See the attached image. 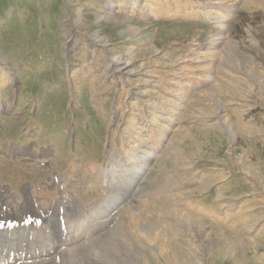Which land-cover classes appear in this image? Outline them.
<instances>
[{"label": "rangeland", "instance_id": "1", "mask_svg": "<svg viewBox=\"0 0 264 264\" xmlns=\"http://www.w3.org/2000/svg\"><path fill=\"white\" fill-rule=\"evenodd\" d=\"M83 211L53 264H264V0H0V217Z\"/></svg>", "mask_w": 264, "mask_h": 264}, {"label": "bare ground", "instance_id": "2", "mask_svg": "<svg viewBox=\"0 0 264 264\" xmlns=\"http://www.w3.org/2000/svg\"><path fill=\"white\" fill-rule=\"evenodd\" d=\"M118 66L121 69L125 68V64L123 66L122 65H118ZM141 173H142V171H139L138 174L140 175ZM139 175H136L135 178H132L131 180L128 181L127 189L124 192H121V194H116L115 199L117 198V200H116L117 202H120L121 199H123L124 197H127L129 195V190L131 189V187H133V185L136 184L135 182H136L137 178L141 177V175L140 176ZM114 192L116 193L118 191L114 190ZM117 195H118V197H117ZM26 199H25V201H26ZM119 199H120V201H119ZM109 201H108L107 205H105L104 203L102 205H100L98 207V210L100 212L103 211L106 213L112 211L117 203L111 202L112 201L111 199H109ZM59 207H60V205H59ZM98 210H96V213ZM8 213H10V212H8ZM80 214L81 215H79L76 219H74V221H72L70 224H69L68 219L65 222L63 221L64 222L63 228L65 231L64 233L66 234L63 237V239L62 238L60 240L53 239L50 243L47 242L46 240H45L46 243L43 240H37L35 243H33V240H32L33 258H31V251H30V250H32L31 248H28V250H27L26 248H23V246H21V247L18 246V244H16V242L20 241L21 238L24 236L23 243L24 244L30 243L32 237L37 234L36 229H31V231H29V230L23 231V230H21V227H19L18 225H16V226L11 225L9 223L7 217H0V264H19L20 261L18 259H12L10 261L5 259L7 254H16L19 252V250L21 251V255L24 253L23 254L24 259H22L21 264H51V263L53 264V262L54 261L56 262L58 259L55 256L58 253V251L61 254L64 253L63 249H65L66 242H67V240H69V238L72 237L73 232L76 231L80 227V225H82V222L85 221L87 219V217L88 218L92 217V215H91L92 213L89 216V213H87V211L86 212L83 211ZM2 215L4 216L5 214L0 212V216H2ZM39 216H41V215H39ZM41 217H43V216H41ZM15 230L19 231L18 234L12 235V233ZM41 232H42L43 236H46V235L48 236V234L50 233V231H48L45 228ZM41 232H40V235H41ZM90 233H91V231H86L84 233V236H83V238L86 239L84 241H88V243H89L88 237L90 236ZM106 239L107 240L102 241L103 249H101L99 253H102L103 256L106 258L107 264H130L129 261H127L128 257L126 258L124 255H122L120 253V251L117 249L116 245L113 242H111L109 237ZM41 246L42 247L45 246L46 248L42 249L43 251H38V249ZM60 250H63V251H60ZM39 253H42L43 256L36 257V255ZM77 261H79V260H77ZM131 264H133V263H131Z\"/></svg>", "mask_w": 264, "mask_h": 264}, {"label": "crops", "instance_id": "3", "mask_svg": "<svg viewBox=\"0 0 264 264\" xmlns=\"http://www.w3.org/2000/svg\"><path fill=\"white\" fill-rule=\"evenodd\" d=\"M59 259H57V261H58Z\"/></svg>", "mask_w": 264, "mask_h": 264}]
</instances>
